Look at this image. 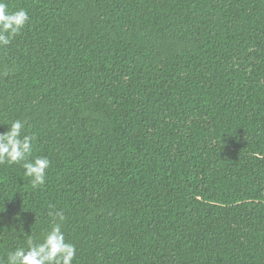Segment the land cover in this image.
<instances>
[{
	"label": "trees",
	"instance_id": "trees-1",
	"mask_svg": "<svg viewBox=\"0 0 264 264\" xmlns=\"http://www.w3.org/2000/svg\"><path fill=\"white\" fill-rule=\"evenodd\" d=\"M6 2L0 132L51 164L0 165V259L54 208L73 264H264V0Z\"/></svg>",
	"mask_w": 264,
	"mask_h": 264
},
{
	"label": "clouds",
	"instance_id": "clouds-1",
	"mask_svg": "<svg viewBox=\"0 0 264 264\" xmlns=\"http://www.w3.org/2000/svg\"><path fill=\"white\" fill-rule=\"evenodd\" d=\"M29 23L26 9L10 10L6 0H0V47L10 45ZM25 123L11 120L7 130L0 132V165H20L31 186L37 188L46 183L51 161L40 155L30 158L35 137L25 134ZM47 214L51 218L49 227L39 236L27 235L22 245L8 251L6 261L0 259V264H73L77 249L67 242L62 230L63 212L53 208Z\"/></svg>",
	"mask_w": 264,
	"mask_h": 264
}]
</instances>
